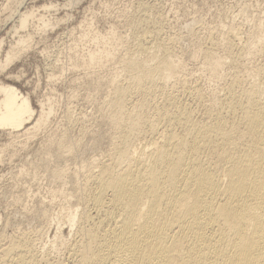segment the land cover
<instances>
[{
    "label": "bare ground",
    "instance_id": "1",
    "mask_svg": "<svg viewBox=\"0 0 264 264\" xmlns=\"http://www.w3.org/2000/svg\"><path fill=\"white\" fill-rule=\"evenodd\" d=\"M148 1L137 0L134 14L127 19L131 29L129 48L118 57L119 68L116 66L122 76L118 79L117 71L108 82L109 99L104 112L113 128L109 150L98 161L92 162L91 158L90 165L96 169L86 164L83 166L87 169L79 168L83 171L82 175L81 171L77 173L82 176L80 182L77 171L71 169L78 183L71 207L76 202L73 208L65 209L69 211L67 217L63 214L70 237L62 236L65 225L58 223L64 217L57 218L54 240L47 246L42 240L40 245L50 218L44 223L47 217L42 215L46 225L42 229L40 223L38 229L30 228L28 232L19 227L12 234L0 233V264H264V65L251 69L244 77L238 71L225 73L228 76H222L225 80L219 97L217 93L205 96L198 87L186 85L179 78L170 85V80L181 72V66L173 62L175 37L163 38L164 21L158 18V12L156 17L152 15ZM30 20L37 22V26L33 24L40 30L53 26L42 13L25 10L18 13L12 34L26 29ZM112 29L107 36L92 38L96 48L71 65L92 68L104 60L111 62L115 48L125 41ZM237 31L226 36L224 57L215 56L208 48L203 51L204 64L212 77L218 79L217 71L226 57L237 67L245 49L249 53L257 46L256 42L239 44ZM30 42V34H19L2 59L0 40V71ZM43 104L35 115L27 95L0 82V130L30 139L51 112V106L45 108ZM63 135L56 145L65 144ZM65 147L64 152H68ZM64 168L48 170L53 171L49 177L52 173L57 176V182L51 179L52 183L64 178Z\"/></svg>",
    "mask_w": 264,
    "mask_h": 264
},
{
    "label": "rangeland",
    "instance_id": "2",
    "mask_svg": "<svg viewBox=\"0 0 264 264\" xmlns=\"http://www.w3.org/2000/svg\"><path fill=\"white\" fill-rule=\"evenodd\" d=\"M136 1L137 0H0V40H3L1 58L4 59L5 52L10 45L15 43L19 34L24 36L26 34L31 35L30 46L9 62L8 65L5 66L4 71L3 69L0 71V82L11 84L22 94L27 95L35 110V115L39 113L42 103H45L43 104L46 105L45 108L51 106V112L47 118L48 120H46L47 122H45L44 126L40 125L41 129L38 127L36 130H33V136L32 134L30 135L32 139L31 137L29 139L27 136L24 138L25 135L22 134L17 137L16 135L19 134L15 132V134L12 132L11 136L9 131L0 130V149L2 148L3 150H0V153L3 152L0 154V233L12 234L11 232H14L15 229V231L18 229L20 230V228L21 231H27L30 228L34 230V228H39L40 223L41 228L39 229H42V225L43 228L46 226L44 223L50 216L48 219L49 222L53 221L49 223V226L47 223L48 220L46 221L47 229H43V233L46 235H42V237H44L40 241V245L42 244V240L43 244L46 246L49 245L50 241L55 238L54 230L56 229L55 226H57L56 223L59 221L57 218L63 219V214L67 217L69 211L65 209L69 210L73 208L76 202L75 200L71 207L70 202L74 200L71 198L77 196V194H75V190L77 191V189L74 187H76L75 185L78 183L73 174L74 171H77V174L81 171V169H79L81 166L84 170L87 169L86 165H88V167H93L94 164L90 165V163L92 164L93 161L95 162L103 158L109 150L113 128L104 112L105 105L109 99V90L107 91V89H109L108 82L116 76L118 79L122 76V72L118 69L119 64L117 63H119L118 60L120 56L129 48L128 43L131 29L127 19L134 14V10L136 9L135 6L137 5ZM151 1L152 0H149L148 2L149 4L151 3L152 15L156 17L158 14L159 17H157L161 19L162 22L164 21L163 38L166 37L165 40H170L175 37V40L173 39V43L175 42L173 49L174 51L176 50V53L174 52L175 58H173V62L181 66V72L177 74L178 76L175 75L173 79L170 80V85H172L176 79V81H178L179 78V80L183 82L186 81L184 82L186 85L198 87L205 96H207V94L216 95L217 93L216 96L219 97V94H221L220 92H222L221 89L224 86L223 79L225 80L222 76L238 71V73L244 77L247 76L248 71L251 69L259 65H264V0ZM50 4H52V6L56 5V7H49L48 9L43 7L44 5ZM154 7L156 9H154ZM35 9L39 14L36 13L37 11H35ZM25 10L33 11L37 15H41L42 13L51 20L53 26L47 29L45 28L46 30H40L36 28L37 22H32V20H30V24H27L26 29L18 30V35L12 34V29L18 21V13ZM33 23H35L36 26ZM111 29L114 30L115 34L119 37H124L125 40L124 43L121 42L123 46L119 44L121 46L118 45V48H115L116 52L114 51V53H116L115 55L117 58L119 57L118 59L114 56L115 58H113L116 59L115 61H112L114 59H112L111 62L110 60H107L108 62L104 60V62L101 61L103 64L99 62L92 68H84L82 66L80 68V65L76 67L71 65L72 61L83 59V56L87 54L88 51L96 48V41L92 38L100 34L102 36H107ZM232 30L234 32L237 31L236 36L239 35V39L242 38L239 40L238 37H235L239 44L256 42L257 46H255V49L253 48L249 51V53H247L248 50L245 49L244 55L242 54L243 57H240L242 59H240L241 62H239V64L241 65H238L239 67H235L230 58L226 57V60H223L225 64L223 63L222 68L217 71L220 76H218L217 79V77H212L209 74V70L206 64H204L205 60L202 54L203 51L208 48L209 50L211 49L215 56L224 57L226 55V36L232 34ZM169 36L173 37L170 38ZM259 37H263V39L261 38V42H257ZM216 45L217 47H215ZM243 46L246 47V45ZM229 62L230 64H228ZM231 65L234 66V68ZM117 71H119V73ZM115 74L117 75L115 76ZM98 111L100 112L96 113ZM68 115L75 117L70 119ZM66 116H68V118H66ZM29 125H31V123ZM21 135L23 136L22 138ZM61 135L65 137V144H63L64 146L61 145L62 147L56 145L57 138ZM79 138L82 143L79 142ZM48 140L49 143H47ZM69 141H71L72 144ZM53 142L55 143L53 144L54 146L52 145ZM7 144H9V146ZM70 144L73 149L76 144L78 146H76L73 151L72 147L70 148ZM3 145L7 146L5 147ZM66 145L70 148L69 150L65 147ZM57 146L59 148H57ZM63 147H65V151L69 153L73 151L74 155L75 153L76 155L74 156L73 152L72 154L64 152ZM58 149H62V151H58ZM48 152L51 153V155L47 154ZM61 155L64 156L62 157ZM66 155L67 159H69V155L70 157L72 156V158L67 160L65 157ZM42 157L44 162L42 161ZM50 158H52V162H50ZM39 164H41L40 167L38 166ZM75 164L78 165V168ZM83 164H86V167L83 166ZM67 165L70 167L68 168ZM44 166L50 167L48 170L54 168V171L57 169L60 170V168L63 170L65 166L64 169L67 167L69 171L66 169V171H68L66 173L64 170L66 175L64 173L62 176L64 178L59 177L62 180L60 179L58 181L61 182L56 183L57 176L54 177L52 173L51 177L53 178L49 177L51 175L50 172L53 171L49 172ZM72 168L74 171L71 170ZM93 169L96 168L93 167ZM69 172L70 174L68 175ZM81 172L79 174L82 175L83 171ZM47 173L50 174L48 175ZM79 174H77V177ZM26 175H28V177ZM79 178L81 179L82 176H79L77 179V181L80 182L81 180ZM51 179L56 182L52 183L53 181ZM63 180L66 181L62 182ZM63 183H65V186ZM66 184H68V188ZM69 195L72 197H69ZM46 213L47 215H45ZM42 215L44 218H47H42ZM61 215L62 217H60ZM66 217H64L63 221L61 220L62 222L58 223L65 225L63 226L62 236L68 238L70 235L68 233L69 229L66 224ZM56 220L57 222H55ZM2 228L5 231H3ZM31 229L29 231H31ZM59 236L61 237V233H59ZM61 238L66 239L65 237ZM59 252L60 251H58L57 255H60L61 252Z\"/></svg>",
    "mask_w": 264,
    "mask_h": 264
}]
</instances>
